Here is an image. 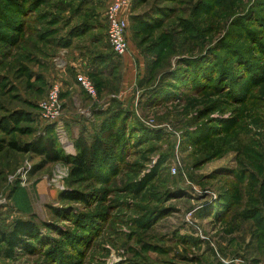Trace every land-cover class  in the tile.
Listing matches in <instances>:
<instances>
[{"label":"rangeland","instance_id":"1","mask_svg":"<svg viewBox=\"0 0 264 264\" xmlns=\"http://www.w3.org/2000/svg\"><path fill=\"white\" fill-rule=\"evenodd\" d=\"M105 5L0 0V232L39 228L0 264H264V0H133L124 56L93 43ZM122 110L81 176L11 145L74 156Z\"/></svg>","mask_w":264,"mask_h":264},{"label":"trees","instance_id":"2","mask_svg":"<svg viewBox=\"0 0 264 264\" xmlns=\"http://www.w3.org/2000/svg\"><path fill=\"white\" fill-rule=\"evenodd\" d=\"M140 1V0H139ZM146 0H142L144 2ZM256 17H259L256 15ZM263 17V16H262ZM261 21L262 18L260 17ZM262 23V22H261ZM254 39L261 40L256 36H253ZM258 43V42H257ZM261 44V43H260ZM244 59V56H240ZM205 70H208L205 68ZM226 71H221V75L225 76ZM236 81V79H235ZM123 112L114 111L113 114L107 116L103 121L101 126V132L97 138L91 144H88L83 138L77 142V154L74 156H69L62 154L58 147L56 146L55 140L50 137L40 138L36 141L25 143L24 145H19L16 142H12L11 145L13 148L19 151H34L42 154L46 157L48 162L50 161H65L71 166V175L72 176H81L87 172H93V170H98L101 167V163L106 164L107 159L111 158L109 149L107 148V141L103 138L105 132L109 129L110 132L117 127V122L120 119L118 116ZM117 139L120 141V134L117 135ZM100 154L98 161L95 159L94 154ZM120 155V154H119ZM100 163V164H99ZM113 166V165H112ZM95 168V169H94ZM112 168V167H111ZM101 171V170H100ZM71 199H76L77 195L73 192L70 193ZM87 195V194H86ZM84 196V195H83ZM86 198V197H85ZM81 226V225H80ZM39 228L38 225L32 220H18L13 225V228L8 232H0V242H4L7 245L6 254L8 257H13L15 254V249L18 246L26 247L32 249V246L28 244L30 239H36L39 237Z\"/></svg>","mask_w":264,"mask_h":264},{"label":"built area","instance_id":"3","mask_svg":"<svg viewBox=\"0 0 264 264\" xmlns=\"http://www.w3.org/2000/svg\"><path fill=\"white\" fill-rule=\"evenodd\" d=\"M133 0H111L106 10L107 38L112 51L118 56H124L129 50L128 28L130 8ZM81 86L91 96L96 95V88L85 75L78 77ZM60 90L53 86L48 99L41 105L46 118L55 120L60 115ZM227 263V261H225Z\"/></svg>","mask_w":264,"mask_h":264},{"label":"crops","instance_id":"4","mask_svg":"<svg viewBox=\"0 0 264 264\" xmlns=\"http://www.w3.org/2000/svg\"><path fill=\"white\" fill-rule=\"evenodd\" d=\"M110 1L111 0H105V3H106V5L104 6V8H105V13H104V18H106L105 17V14H106V10H107V7H108V5H109V3H110ZM74 18H78V16L77 17H74ZM131 18V13H130V15H129V19ZM105 22H106V20H105ZM76 25H78L77 27H79L80 28V26L79 25H82V23H81V21L78 23V24H76ZM76 25H74V26H76ZM99 29L101 30V31H104V33H105V35H106V37H105V39H103L102 37L100 38H98L97 37V32L99 31ZM103 29V30H102ZM91 30H93L94 31V34H93V43L94 44H98L99 43V45L100 46H102L103 45V42H105L106 43V45H108L109 44V41H108V38H107V25H106V28H105V26H103V28H98V27H92V28H90V31ZM83 31H85V30H83ZM89 31V32H90ZM88 32V31H87ZM99 35V34H98ZM109 47H110V44L108 45ZM111 48V47H110ZM112 50V49H111ZM101 52H99V54H100ZM96 55H98L97 53H96ZM95 56V55H94ZM93 56V57H94ZM93 57H91V58H93ZM103 59V58H102ZM102 59H100V57H95L94 59H88V62H87V71L88 70H91V68L92 67H95V66H97V65H100V67H101V65H102ZM106 65V64H105Z\"/></svg>","mask_w":264,"mask_h":264}]
</instances>
